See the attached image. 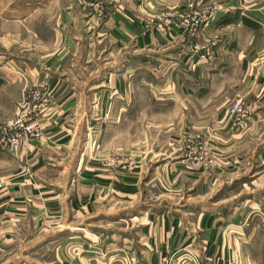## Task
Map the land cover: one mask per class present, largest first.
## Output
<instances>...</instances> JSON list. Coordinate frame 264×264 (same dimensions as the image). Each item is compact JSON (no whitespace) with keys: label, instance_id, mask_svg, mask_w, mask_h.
Masks as SVG:
<instances>
[{"label":"crops","instance_id":"crops-1","mask_svg":"<svg viewBox=\"0 0 264 264\" xmlns=\"http://www.w3.org/2000/svg\"><path fill=\"white\" fill-rule=\"evenodd\" d=\"M78 1L82 0H0V122L19 113L28 89L47 91V101L37 108L43 134L15 155L23 164H30L32 175L12 172L7 177H16L10 181H45L56 178V172L69 179L86 159L84 153L76 159L81 142L84 144L81 138L76 139V133L87 132L88 126L97 124L100 133L107 132L104 114L113 115L112 130H121L130 102L124 94L125 82L141 70L150 72L152 59L161 71L151 72L164 77L153 87L164 92L165 98L191 95L198 103H205L190 111L186 108L185 115L192 111L205 114L204 110L218 100L225 101L237 91L245 93L246 84L250 90L253 69L264 65V0H102L109 10L102 20L81 9ZM139 3H143L142 9ZM210 5L227 11L215 15L191 36L179 21L193 10L201 11ZM141 12L158 13L170 19L171 24L164 23L160 33L156 28L144 29L139 19ZM93 115L98 118L92 120ZM5 147L0 141V151ZM92 178L88 171L81 173L85 184ZM21 182L8 189L17 197L26 194ZM38 184L51 197L49 203L54 207L60 196L55 197L42 182ZM76 196L80 197L79 204ZM90 196L91 188L87 187L73 194L74 208H68L79 222L109 211L91 203ZM17 197L7 210L9 216L5 214L14 219L10 225L13 227L23 223L24 206L21 197L17 203ZM60 215L61 212L55 217ZM127 220L117 240L123 243L121 248L135 249L138 264H163L165 259L178 256L187 264H204L208 260L212 264H252L254 259L246 250L249 242L242 234L235 236L234 230L241 228L235 224L228 226V233L217 221L202 220V226L209 229L204 234L208 246L206 252L199 251L200 260L196 245L179 226L182 219L149 216L145 212ZM134 227L136 232H131ZM180 248L187 249L178 255L175 251ZM75 252L68 253V264H97L86 247ZM113 257L109 255L104 264H118L112 262Z\"/></svg>","mask_w":264,"mask_h":264},{"label":"rangeland","instance_id":"rangeland-1","mask_svg":"<svg viewBox=\"0 0 264 264\" xmlns=\"http://www.w3.org/2000/svg\"><path fill=\"white\" fill-rule=\"evenodd\" d=\"M78 2L81 9L98 19L109 13L102 0ZM141 13V27L147 30L156 28L162 32L169 20L158 13ZM151 64L152 72L161 71L158 65ZM151 71L141 70L125 82L124 94L130 102L121 130H112L113 115L104 114L107 132L100 133L97 124L88 126L87 132L76 133V139L84 142L76 159L81 153L86 159L69 179L59 176V172L56 178L45 181L30 179L22 183L10 181L16 175L7 177L17 171L32 175L30 164H23L15 155L43 134L37 108L47 101V91L28 89L19 113L0 122L21 121L13 130L0 132V141L6 146L0 151V264H68V253H79L83 247L95 263L104 264L109 255L113 257L116 246L113 263L138 264L135 249L121 248L123 243L117 235L130 216L145 212L149 216L182 219L179 226L198 247L194 245L198 254L206 252L208 246L204 234L209 228L202 226L203 219L217 221L228 233L229 225L240 226L241 231L234 230L235 236L242 234L249 242L246 250L254 257L251 263L264 264V65L253 69L250 90L246 84L245 93L237 91L225 101L218 100L202 115L195 111L183 114L186 108L190 111L205 103H198L191 95L165 98L164 92L153 87L164 77ZM96 118L91 116L92 120ZM84 171L93 175L87 184L81 180ZM20 182L24 197L8 190ZM39 182L55 197L60 196L54 207ZM82 187L91 188V203L109 211L79 222L68 206L74 208L73 194ZM15 197L17 203L21 197L24 208L23 223L13 227L10 225L14 219L5 214H10L7 210L14 206ZM76 197L79 204L80 197ZM136 230L134 227L131 232ZM74 236L80 238L72 239ZM74 241L76 244H71ZM186 249L175 253L179 255ZM199 257L201 260L200 254ZM212 263L208 260L204 264ZM163 264L187 263L178 256L165 259Z\"/></svg>","mask_w":264,"mask_h":264},{"label":"built area","instance_id":"built-area-1","mask_svg":"<svg viewBox=\"0 0 264 264\" xmlns=\"http://www.w3.org/2000/svg\"><path fill=\"white\" fill-rule=\"evenodd\" d=\"M227 11V9H221L218 5H210L208 7H206L204 10H193L189 15H187L186 17H184L183 19H181L179 21V24L189 32V34L191 36H195L198 31L207 26L214 18L215 15H217L218 13H220L221 11ZM168 25L171 24L170 19L166 22ZM29 91H27L24 94V98L26 97V95L28 94ZM36 95H40V91H35ZM21 121H8L7 123L4 124H0V132L4 131H11L13 130L17 124H20Z\"/></svg>","mask_w":264,"mask_h":264}]
</instances>
